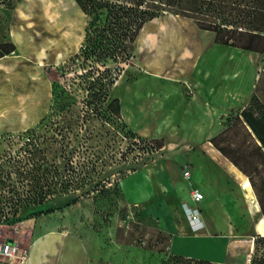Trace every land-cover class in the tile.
Here are the masks:
<instances>
[{"label":"rangeland","instance_id":"obj_1","mask_svg":"<svg viewBox=\"0 0 264 264\" xmlns=\"http://www.w3.org/2000/svg\"><path fill=\"white\" fill-rule=\"evenodd\" d=\"M18 2V0L11 1L14 6ZM57 3L65 15L63 16L61 14L60 16H63L61 18L58 16L59 26L56 24L55 19H51L53 18L51 16L52 13L46 14L49 17V21L45 22V45L47 51L56 50L61 47L64 52L66 50V52L71 54L79 49L83 41V32L87 23V17L79 12L70 0H57ZM11 10L6 5V2L0 1V44L11 43L9 39V16ZM195 17L201 18L200 16ZM196 22V18L172 15L171 13H166L149 22L142 29L134 44L132 58L127 64L120 65L122 69L121 76H123L122 81L127 80L129 82L133 80L129 95L137 92L145 100L148 98L156 99L152 107L153 113L149 115L150 120L157 118L160 119L157 121L163 122L160 116L162 115L164 104H166L167 110V106H170L172 108V119L174 122L177 121V124L182 122L178 127L179 132L181 136L184 135L186 137L185 141L188 140L190 144L198 141L201 142L205 137L214 134L210 137L212 138L228 128L226 129L227 135L223 139H218L217 143L228 151L229 148H236V146L244 141L240 145L239 150H249L250 148L247 147L248 141L245 140L244 132L241 129L242 124L236 119V114L243 107L249 105L252 96L257 97L262 106H264V67H262L264 65V55L219 45L215 41V34L213 32H198ZM38 25L40 26L37 22V14L31 15L29 24L30 32L34 34L40 33L41 30ZM52 26L56 28H52ZM179 27L194 29L198 43L202 47V50L198 52L199 55L196 58L194 68L190 70L188 75V77L199 81L201 94H205L206 91L211 90V94H214L212 103L216 106L221 105V102L222 105H229V107L239 106L244 102L242 108L240 107L237 110L231 111L234 114L228 117L226 116L227 119L224 118V121L221 123L222 128L219 132L216 114H213L211 129L203 132L202 136L195 135L187 127L185 116H182L184 104H182V99L179 97V94L181 91L184 94L188 93V88L183 87L182 89L179 85H171L163 79L158 80L159 86L151 87L149 79L139 78L144 69L143 66H145L143 57L148 58L153 52L160 51V56L163 58L166 55L165 50L168 48H178L180 47V42L186 40V36H184L183 32L179 31ZM151 31L158 33V37L154 40L152 38L150 39L149 45L151 49H148V54L145 49L148 44L147 42L145 43L144 37L146 36L147 38ZM161 32H163V35H161ZM146 54H148V57ZM46 56H48V53H46ZM66 60L64 59V61L56 65L49 62L41 65L36 63V68H32L31 76L36 81V84H33L34 89H37L35 92L42 101L49 94H44L42 84L44 82L48 84V81L50 85L54 82L64 86L68 92L76 96H72V99L68 100L69 103L73 100L78 101L83 98L74 90L75 87L73 85L75 71L79 70L78 62L75 63ZM111 68L114 69V66L111 65ZM121 90L124 92V87L117 89L115 93ZM40 98H38V101H40ZM29 101V98L27 100H24L23 96L20 98L22 106L24 103L28 104ZM48 103L49 101L43 107L41 106L42 108H37V111H40V116L48 111ZM78 105L76 106L80 108ZM77 107L73 106L71 108L77 111ZM48 114L47 124L51 120L52 122L57 120L56 124L61 122L62 118L60 120V117L62 113L56 111L55 105L51 107V113L49 112ZM33 118L35 117L33 116ZM39 119L35 118L32 127L38 123ZM228 125L231 126L228 127ZM54 126H52V129ZM154 127L160 130L163 124L156 122L154 123ZM17 128L18 130L10 132V134H13L12 136L6 135L5 131L0 132V165L6 172L11 171L10 164L6 159L8 152L10 154L15 152L24 140L22 136L17 135L24 128ZM79 128H81V125L74 127V133L72 132V135H70L71 145L76 146V148L78 147L76 150L77 154H73L72 166L77 170L81 168H93L94 172L91 173L92 179L97 181V178H99L98 180L101 182L95 189H92L89 195H86L78 203L66 207L63 210L53 211V213L47 215L30 214L51 206L55 207L61 201L53 199L42 207L29 206L24 209H16L17 211L15 213L14 210H10L11 204L5 203L1 205L4 207L5 212H7V217L11 222L8 224H0V243L12 242L17 244L20 249H26L36 234L34 223H37V219L45 218V221H39L42 227L41 229L50 227V229L66 232L79 239L86 247L90 264L174 263L168 254V238L158 229V217H161L164 213L161 210L162 197H154L147 205L132 206L125 203L120 191L122 179L131 171L141 168L144 165H152L157 171H160L164 155L169 154L166 149H163L164 140L157 138L156 133L151 132L153 136L148 138L146 134L135 132L130 129V126L122 116L120 118L112 116V119L108 120V122L97 120L94 117L93 122L86 124L87 131H85V127L82 130ZM77 132L79 133L77 134ZM48 134H52V131L49 130ZM76 136L78 139H74ZM212 147L214 146L212 145ZM55 150L54 145L53 151L48 158L50 161H56V164H58L60 160L59 153ZM170 150L171 155L173 148L171 147ZM182 151L180 149L179 153H183ZM175 153L177 154L178 151ZM62 165L63 163L61 162L59 164V170L62 169ZM245 167L250 172L254 184L260 189V196L264 199V183H262L264 182V167L260 169H255L253 166ZM192 174H194L191 179L193 183H195L194 180L200 181L204 179V176L200 172L192 171ZM246 178L241 181L240 185L228 181L227 187L225 186L223 188L222 185L213 189L217 194L219 193V196L211 198L213 200V203L210 205L212 208L211 210L206 209L207 215H204V219L209 221V225L213 224L212 220L214 221L216 218H220L223 213L224 218L229 222V228H232L234 232L249 233L250 226L243 198L245 199L250 214V206L256 210L257 214L259 205L257 199H255L256 195L251 186L250 179L247 176ZM10 180L11 182L7 180L6 183H13L17 188V178L12 176ZM196 184L193 185L196 186ZM226 190L229 191V194L222 195L227 193ZM201 191L203 194V190ZM7 192V187H0V193L2 195L8 196L10 193ZM216 199L222 201L224 207L228 205V210L220 209L218 205L214 204V200ZM203 200L197 205L204 206L205 203ZM187 204L191 206L193 203L187 202ZM162 221L165 222V220ZM202 250L205 249H200V251ZM196 253L201 255L207 252L202 251ZM252 255L253 253L251 254V258ZM262 255H264V244L259 245L256 257L260 258ZM186 263V260H183L175 264ZM0 264L16 263L0 255Z\"/></svg>","mask_w":264,"mask_h":264},{"label":"crops","instance_id":"obj_2","mask_svg":"<svg viewBox=\"0 0 264 264\" xmlns=\"http://www.w3.org/2000/svg\"><path fill=\"white\" fill-rule=\"evenodd\" d=\"M70 1L81 12L75 2ZM48 13H52L53 18L51 19H55L56 24L60 26V22L57 20L58 16L61 14L64 16L65 13L60 8L57 0H20L11 11L9 39L16 49L11 54L0 58V132H12L18 130L17 127H23L24 129L21 131L31 128L35 118L39 119L44 115L40 116V111H37V108H42L47 104V101L50 105L51 85L49 81L48 84L46 82L42 84L44 94L49 93L46 99L42 101L35 92L37 89H34L33 84H36V81L31 76L32 68H36L35 64L41 65L49 62L56 65L78 51L69 54L66 50L64 52L61 47L47 51L44 31L45 22L49 21V17L46 16ZM33 14H37L40 33L30 32L29 24ZM63 16H60V18ZM52 28L56 27L52 26ZM179 28V31L186 36V40L180 42L178 48L165 50L166 55L163 58L160 56V51L153 52L148 57V49H151L150 39L157 38L158 33L151 31L147 38L144 37L145 43L148 44L145 48L148 58L143 57L145 66H143L144 69L139 78L149 79L151 87L159 86L158 80L163 79L171 85H179L182 89L183 87L188 88V93L184 94L181 91L182 94H179L182 104H184L182 116H185L187 127L195 135L202 136L203 132L211 129L212 117L213 114H216L219 132L224 118L231 111L242 108L244 102L239 106L229 107V105H222V102L221 105L216 106L212 103L214 94H211V90L201 94L199 81L188 77V75L190 70L194 68L196 58L199 55L198 52L202 50V47L198 43L194 29ZM197 30L198 32H205L198 28ZM161 35H163V32H161ZM46 53H48V56H46ZM122 78L123 76H120L112 88V97L118 98L120 102L121 116L130 126V129L135 132L146 134L148 138L153 136L152 133H156L157 138L164 140L163 149H166L169 153L164 155L160 171H157L152 165H144L131 171L122 179L120 191L125 203L132 206L147 205L154 197H162L161 210L164 213L161 217H158L157 223L158 229L168 238L167 249L170 256H181L187 259L203 258L212 264H250L254 249L253 236H264V233H260L256 228L257 221L264 218L260 208L257 216L253 217L249 213L243 198L250 226L248 234L234 232L232 228H229V222L224 218L223 213L220 218L212 220L213 224L211 225L208 224L209 221L204 219V215H207L206 209L211 210L212 208L210 206L213 203L211 198L219 196V193L217 194L213 189L222 185L223 188L227 187L228 181L240 185L241 181L247 179L246 176L212 147L209 138L214 134L205 137L201 142L190 144L188 140L185 141L186 137L181 136L178 128L182 122L179 121L178 124L177 121L174 122L170 106H167V110L166 104H164L160 116L163 122L157 121L160 120L157 118L150 120L149 115L153 113L152 107L156 99L148 98L145 100L137 92L129 95L133 80L127 82V80L122 81ZM122 87L125 89L124 92L121 90L115 93L117 89ZM22 96L24 100L28 98L30 100L28 104L24 103L23 106L20 102ZM38 98H40V101H38ZM23 107L25 108L23 109ZM156 122L163 124L162 129L158 130L154 127ZM171 147L173 151L170 155ZM180 149L183 150V153H179ZM186 169L190 173L188 179L183 176ZM192 171L200 172L204 176V179L200 181L194 180L197 183L196 186L193 185L195 183L191 182L194 175ZM192 188H197L201 193V190H203L204 194L203 202L205 204L199 206L203 223V229L200 232H195L190 228L187 215L183 209L184 204L189 206L187 202H192L190 199ZM226 192L222 195L229 194V191L226 190ZM221 202L218 199L214 200V204L218 205L220 209L228 210V205L224 207V203ZM189 207H193V204ZM44 219H37V223H34L36 234L26 248L28 250L26 264H90L86 247L79 239L66 232L50 229V227L41 229L39 221L43 222ZM162 220H165V222ZM200 249H205L202 251H206L207 253H204L206 255L196 253L202 252Z\"/></svg>","mask_w":264,"mask_h":264},{"label":"trees","instance_id":"obj_3","mask_svg":"<svg viewBox=\"0 0 264 264\" xmlns=\"http://www.w3.org/2000/svg\"><path fill=\"white\" fill-rule=\"evenodd\" d=\"M0 1L6 2L12 10L16 6L11 3L12 0ZM73 1L87 17L83 41L78 51L67 59L78 62L79 70L75 71L73 85L74 90L83 98L69 103L68 100L72 99L74 94L58 83H51L48 111L36 125L17 134L24 140L15 152L12 154L8 152L6 156L11 171H4L0 165V187H7V193H10L8 196L0 193V224L11 222L4 207L1 206L5 203L11 204L10 210H14L15 213L16 209L29 206L42 207L53 199L61 201L55 207L51 206L30 214L47 215L78 203L101 182L99 178L97 181L92 179L93 168L77 170L72 166L73 154H77L78 147L71 145L70 135L73 128L79 125L80 130L85 127L87 131L86 124L93 122L94 117L103 122H108L112 116L120 118V102L118 98L112 97V88L121 76L120 65L127 64L132 58L134 44L142 29L152 20L166 13L193 17L197 20L198 29L215 34L216 43L264 55V0ZM15 49L12 42L0 44V58L11 54ZM53 105L57 112L62 113L60 117L62 120L58 124L57 120L53 122L51 120L47 124L48 113H51ZM73 106L77 107L76 112L71 108ZM232 114L234 113L231 112L229 115ZM236 119L242 124L241 129L245 140L248 141L249 150H239L244 141L236 148H229L228 151L217 143L218 139H223L227 135L228 128L210 138L209 142L250 179L264 216V199L245 167L253 166L255 169L264 167V106L257 97L252 96L249 105L236 114ZM53 125L55 126L52 129ZM49 130L52 134H48ZM5 134L13 135L10 132ZM54 145L55 151L59 153L58 164L48 158ZM61 162L63 165L59 170ZM12 176L17 178V188L13 183H6L7 180L11 182ZM250 211L253 217L257 216L256 210L251 206ZM256 228L260 233H264V218L257 221ZM253 237L251 264H264V255L256 257L259 245L264 244V236ZM171 258L174 261L172 264L183 260H186V264H212L202 259H187L181 256Z\"/></svg>","mask_w":264,"mask_h":264},{"label":"built area","instance_id":"obj_4","mask_svg":"<svg viewBox=\"0 0 264 264\" xmlns=\"http://www.w3.org/2000/svg\"><path fill=\"white\" fill-rule=\"evenodd\" d=\"M183 176L186 179L190 177L188 169L184 170ZM203 198V194L197 188H192L190 191V199L193 203V207H189L186 204L183 205L190 228L195 232H200L203 229V223L200 216L201 210L199 205H197L203 200ZM0 255L16 264H26L28 260V250L20 249L17 244L12 242L0 243Z\"/></svg>","mask_w":264,"mask_h":264}]
</instances>
